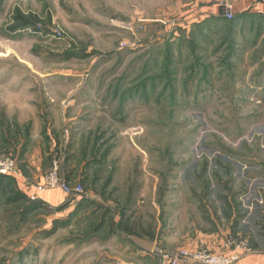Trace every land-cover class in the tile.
Listing matches in <instances>:
<instances>
[{
  "label": "rangeland",
  "instance_id": "rangeland-1",
  "mask_svg": "<svg viewBox=\"0 0 264 264\" xmlns=\"http://www.w3.org/2000/svg\"><path fill=\"white\" fill-rule=\"evenodd\" d=\"M178 1L0 0V156L17 170L0 175V264H120L131 255L130 234L116 236L123 225L147 249L158 236L154 258L197 248L185 244L200 229L254 250L264 234V17L210 23L180 50ZM67 93L79 96L67 112L87 102L85 123L51 105ZM46 135L48 164L31 173L33 157L15 145L30 137L35 151ZM69 161L87 177L71 179ZM54 162L86 198L63 192L65 204L26 212Z\"/></svg>",
  "mask_w": 264,
  "mask_h": 264
},
{
  "label": "crops",
  "instance_id": "crops-1",
  "mask_svg": "<svg viewBox=\"0 0 264 264\" xmlns=\"http://www.w3.org/2000/svg\"><path fill=\"white\" fill-rule=\"evenodd\" d=\"M222 1L224 0H179L178 1L176 8L177 10L179 8V11L183 13L182 14L183 22L181 26L179 24L181 35H179L176 39V42H177L176 44L178 45L180 50L184 49L185 42H188L191 40L195 42V40H199L197 37H194L196 30L198 28L199 29L206 28L208 27V25H210V23H217L219 25L221 21H223L225 23L227 22L230 24L233 22L235 24L237 21L243 20V19L252 20L254 16H258V15L264 17V0H231L234 4L233 9L235 13V17L233 19H226L224 15L222 14V10H221ZM211 20H214V21L211 22ZM217 20H220V21H217ZM74 91L80 94L81 92H85L86 88L83 85L80 88L75 89ZM68 93H70V90L68 91ZM68 93L67 95H63V97L61 98V101L64 99V101L62 102L56 101L54 98H51L50 100L51 105L53 104L55 105L54 107L60 108V113L61 111L63 112L61 113V116H62L61 118L63 119V121L66 122V120L72 121L75 119V120H79V122L80 121L82 122L84 120V123H85V120L89 119L87 115V112H88L87 106H86L87 102L85 101L84 104H80V106H77V107H80V112H78L79 115H76L72 112H67V110L70 108L71 105H74L75 103L79 102V100H77L79 96L76 98V100L72 102L66 101L67 98H70ZM82 105H84L85 108ZM81 111H82V114H80ZM45 117L49 118V114L45 115ZM38 131L39 129L35 127V130H33V133H37ZM71 133L72 135L75 134L74 131H71ZM29 140H30V137H28L27 139L24 138L23 140H20V139L18 140V145H15L18 150V155L24 157L26 154V156L30 158L32 156L33 157L32 161L31 163L29 162L31 164L29 165L30 166L29 170L31 173L38 172L37 174H41L43 172L42 171L43 167H45L48 164L47 162L49 161L47 160V153H48L47 149L52 148L51 143H50L51 137L46 135L44 139L42 140V142L44 141V148L42 147L41 142L38 141L39 148L38 150L36 149L35 151H33L34 149L31 146H29V143H30ZM10 141H14V140L9 139V142ZM74 143H75V148H77L76 144L77 143L79 144V142L75 141L74 135H73V138L71 137V143H70V147L73 146V149H74ZM73 154H74L73 150L70 149L69 157H72ZM76 164L74 163L72 166L71 161L68 162V173H71L74 176V178H71V179L77 182L79 178H82L80 173L83 171L82 170L83 164H79L77 166L79 169L81 168V170H79L81 172L75 169ZM83 172H84L83 178L87 177L86 174H88V171H83ZM21 189H22V193H27L28 195L29 193H31L30 191H27L26 189L22 187ZM37 196L38 197L36 198V200L38 201L39 207L40 205L43 206V204H48V203L53 204V205L55 204L61 205L63 203L65 204L66 201H68L66 200V195L63 193L61 189H49V190L40 192L39 195L37 194ZM81 200L83 201V199ZM81 200L76 199L73 201L77 203L78 201H81ZM120 218L121 216H119V218L117 217L116 219L119 220ZM203 230L204 229L197 230L193 238L187 239V242L185 245L188 244V246L196 247V246H199L200 244H203V245L206 244L208 246L217 248L223 243L224 234H220V231H203ZM129 234H130V236H128V238L130 239L129 244L131 245L133 244L134 247L132 249V248H129L130 247L129 244L125 245V247H128V250H130V253H131L130 258H129L130 260H122L121 262H119L120 264H135L134 261L132 260L136 261L138 258L141 259L147 255L150 257L149 258L150 263H156L160 260L159 256L158 258L157 257L154 258L152 256L153 253L151 252V248L156 246V245L153 246L154 242L152 243V241L157 239L158 236L152 235V237L154 238H151L149 240V243L152 244V247L147 249L148 247L146 245L140 244L141 245L140 246L138 242L136 241V239H133L134 237L133 231H128L123 228V229H120L116 233V236H121L123 239H127V235ZM158 243L161 244V242H158ZM253 245H254V250L250 253L244 254L240 259V262H239L240 264H264V234H261L260 230L258 232L257 239L253 242Z\"/></svg>",
  "mask_w": 264,
  "mask_h": 264
},
{
  "label": "built area",
  "instance_id": "built-area-1",
  "mask_svg": "<svg viewBox=\"0 0 264 264\" xmlns=\"http://www.w3.org/2000/svg\"><path fill=\"white\" fill-rule=\"evenodd\" d=\"M234 4L231 0L221 2L222 14L226 19L235 17ZM137 27V26H136ZM122 46L127 47L128 42L122 41ZM50 173H48L43 186H39L40 191L48 189H61L68 196L75 200L86 197V190L83 184L72 185L66 182L58 171L57 163H53ZM17 173L15 161L10 157L0 156V175ZM31 199H36L34 195ZM220 249L210 250L204 245L197 248H178L174 251L161 252V260L155 264H240L239 258L242 252L249 253L250 247L246 241H237L233 237H224Z\"/></svg>",
  "mask_w": 264,
  "mask_h": 264
},
{
  "label": "trees",
  "instance_id": "trees-1",
  "mask_svg": "<svg viewBox=\"0 0 264 264\" xmlns=\"http://www.w3.org/2000/svg\"><path fill=\"white\" fill-rule=\"evenodd\" d=\"M16 17H18V19H23V16L20 18V14H18ZM24 23L29 24L30 22L24 21ZM23 25H24V24H23ZM16 27H17V26H16ZM72 51H73V50H70V52H72ZM2 175H5V174H2ZM6 175H9V174H6ZM5 177H7V176H5ZM8 177H9V176H8ZM12 191H14V190L12 189ZM22 194H23V193H22ZM23 196H25V195H23ZM23 196L16 197V198H17V199H20V198H22ZM25 197H26V196H25ZM22 199H23V198H22ZM32 201H33V200H32ZM34 202H35V205H34V206L31 205L28 209H25L26 212L33 210L34 207H39L38 201L35 200ZM32 203H33V202H32ZM123 226H124V228L127 229L128 231H133L132 228H127L125 225H123Z\"/></svg>",
  "mask_w": 264,
  "mask_h": 264
}]
</instances>
